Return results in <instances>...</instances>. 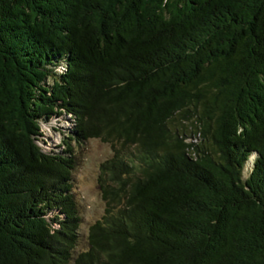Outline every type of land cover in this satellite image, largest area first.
<instances>
[{
	"label": "trees",
	"instance_id": "16d2710c",
	"mask_svg": "<svg viewBox=\"0 0 264 264\" xmlns=\"http://www.w3.org/2000/svg\"><path fill=\"white\" fill-rule=\"evenodd\" d=\"M0 264H264V0H0Z\"/></svg>",
	"mask_w": 264,
	"mask_h": 264
},
{
	"label": "rangeland",
	"instance_id": "374dc122",
	"mask_svg": "<svg viewBox=\"0 0 264 264\" xmlns=\"http://www.w3.org/2000/svg\"><path fill=\"white\" fill-rule=\"evenodd\" d=\"M180 118H178L179 120ZM180 125L186 129V134L190 136L187 141L199 142L200 136L193 132L189 122L185 120L179 121ZM55 130L49 126L43 128L44 135L47 138V147H56L61 144L62 135L58 131V127L69 126L66 118H54L51 123ZM113 153V149L109 143L103 142L97 138L88 139L85 143L75 147V155L77 157V165L74 172L75 178V196L78 200L80 213L82 216L81 232L85 234L87 227L104 213L105 202L101 198L98 188L99 165L102 161L109 158ZM82 243L80 247H84Z\"/></svg>",
	"mask_w": 264,
	"mask_h": 264
}]
</instances>
